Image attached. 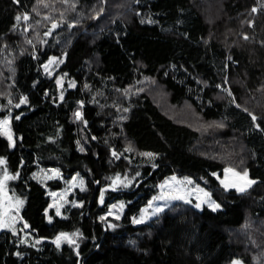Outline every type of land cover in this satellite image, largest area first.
<instances>
[{"label": "trees", "instance_id": "1", "mask_svg": "<svg viewBox=\"0 0 264 264\" xmlns=\"http://www.w3.org/2000/svg\"><path fill=\"white\" fill-rule=\"evenodd\" d=\"M6 117L0 216L15 225L2 227L0 264H264V0H0ZM43 168L59 176L42 182ZM226 168L255 183L223 187ZM76 176L57 215L50 193ZM171 176L194 178L221 210L176 201L136 224Z\"/></svg>", "mask_w": 264, "mask_h": 264}, {"label": "rangeland", "instance_id": "2", "mask_svg": "<svg viewBox=\"0 0 264 264\" xmlns=\"http://www.w3.org/2000/svg\"><path fill=\"white\" fill-rule=\"evenodd\" d=\"M60 61L56 58H51L45 65H44V74L47 76H53L59 66ZM189 75L187 72L183 69L177 71V78L181 80L182 83H187V80ZM58 85L60 90V96L63 97L64 91V79L58 78ZM72 86V85H70ZM203 89L200 88L199 85L196 87L191 88V92L199 96L202 93ZM80 113V112H79ZM3 120H8V129L10 130V119L9 117L4 118ZM12 136V134H11ZM13 140V137H12ZM226 169H231V172H226ZM224 170L223 175L221 176L219 173L216 174L217 178L219 179L220 183L222 180H225V176L228 177V179L225 181V183H228L229 185L235 184L237 186H243L245 190H247L252 184L248 185L246 183V180H242L241 177L245 172L237 171L233 168H226ZM234 173H239V176L234 175ZM37 179H39L42 182H45L48 179L57 178L59 176V172L57 169L51 168V169H40L36 171L34 175ZM175 178V179H173ZM247 180H252L249 175L247 176ZM82 181V183H81ZM84 185L83 178L80 176H76L70 184L64 189L56 192H51L52 197V203L51 208H54L56 211H59V214H62L63 207L68 203L69 196L77 189L82 188ZM223 187L224 184L221 183ZM163 186V187H161ZM227 189H235L237 190V187H228ZM244 190V191H245ZM238 191V190H237ZM242 191V192H244ZM241 192V191H239ZM162 193L166 195L165 200H155L153 199L149 205L151 204V207L146 206L143 208L141 213L134 218V222L141 219V217H144L143 221L140 223L135 222L136 224H142L145 222H148L152 218H154L158 213H154V209L156 207H161L163 210L167 208L169 205L176 201H186L191 202L194 205L199 204L198 209H202L204 206H208L212 210L218 211L221 210L220 204L213 198L212 194L209 190H207L201 183L196 181L192 177H177V176H171L166 178L163 183L160 185V191L157 196H160ZM156 196V197H157ZM173 196H182L183 199H173ZM72 204H78V202L73 201ZM218 205V207H216ZM127 207V202L125 200H118L110 205L107 213L105 214L106 217H108L107 225L114 229H119L121 227V219L125 213ZM147 209V211H145ZM162 210V211H163ZM7 214V213H6ZM6 214L4 215L6 217ZM50 222L53 221V217H48ZM5 219V218H4ZM5 228H11L13 225H15L13 219H8L6 221ZM3 229V228H2ZM236 262H239V264H243L241 260H234L232 264H236Z\"/></svg>", "mask_w": 264, "mask_h": 264}, {"label": "snow or ice", "instance_id": "3", "mask_svg": "<svg viewBox=\"0 0 264 264\" xmlns=\"http://www.w3.org/2000/svg\"><path fill=\"white\" fill-rule=\"evenodd\" d=\"M253 11H255V9H253ZM16 19L19 20L20 17L18 16V17H16ZM25 19H27V17H25ZM56 26H57L56 23L53 22V24H52V28H55ZM245 39H247V37H245ZM62 98H63V97H61V99H62ZM26 100H27V97L23 98V99L20 101V103H24V102H26ZM9 103H11V101H9ZM16 106L19 107V104L16 105ZM76 116L79 118V117L81 116V113L77 112V113H76ZM16 118L19 119V117H16ZM252 119L255 120L256 117L253 116ZM7 126H8V120H0V134L7 135L8 138H9V140L11 141V140H12V136H11L10 130L8 129ZM82 150H83V149H81V151H82ZM144 155L152 156L153 154H151V153H145ZM3 163H4V161H3V160H0V164H3ZM225 171H226V172H231L232 170H231V169H226ZM234 175L239 176L240 174H239V173H234ZM247 176H248V173L245 172V173L243 174V176L241 177V179H242V180H246V183H247L248 185H250V184H252V183H255V181H253V180H247ZM12 178H13V177L8 176L6 173H5V175L3 176V178H0V195H6V194L4 193L5 181H7V180H9V179H12ZM117 179H119V177H117ZM173 179H175V178H173ZM227 179H228V177L225 176V180H222V181H221V183L224 184L225 188H228V187L232 186V187H237V190H238V191H241V192L245 190V188H244L243 186H237V185H235V184H231V185H229L228 183H225V181H226ZM81 183H82V181H81ZM125 186H127V185H125ZM161 187H163V186H161ZM166 198H167L166 195H165L164 193H162L160 196H157V197H155L154 199H155V200H165ZM172 198H173V199H183L182 196H173ZM18 203L22 204L23 201H18ZM195 206H196V207H199V204H197V205H195ZM149 207H151V204L149 205ZM216 207H218V205H217ZM162 210H163V209H162L161 207H156V208L154 209V213H158V212H160V211H162ZM145 211H147V209H146ZM57 215H59V211H57ZM143 219H144V217H141L140 220L135 221V222L140 223V222L143 221ZM5 226H6V224H5V221H4V219H3V216H0V228L5 227ZM24 227H28V225L25 224ZM61 238H64V239H70V238L67 236V234L62 233L60 236L57 237V240L55 241V243H57V246H59V241L61 240ZM236 264H239V262H236Z\"/></svg>", "mask_w": 264, "mask_h": 264}, {"label": "water", "instance_id": "4", "mask_svg": "<svg viewBox=\"0 0 264 264\" xmlns=\"http://www.w3.org/2000/svg\"><path fill=\"white\" fill-rule=\"evenodd\" d=\"M5 218V216H3V219ZM27 230H30V226L28 225V227H26ZM2 228H0V234L2 233Z\"/></svg>", "mask_w": 264, "mask_h": 264}]
</instances>
